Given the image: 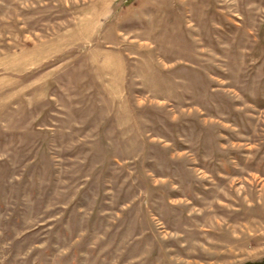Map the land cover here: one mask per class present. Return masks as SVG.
<instances>
[{"label": "rangeland", "instance_id": "rangeland-1", "mask_svg": "<svg viewBox=\"0 0 264 264\" xmlns=\"http://www.w3.org/2000/svg\"><path fill=\"white\" fill-rule=\"evenodd\" d=\"M0 264H264V0H0Z\"/></svg>", "mask_w": 264, "mask_h": 264}]
</instances>
